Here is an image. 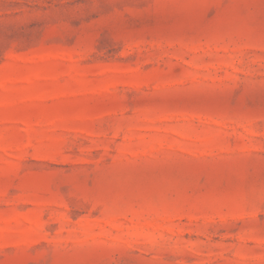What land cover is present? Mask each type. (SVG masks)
I'll return each mask as SVG.
<instances>
[{
	"label": "rangeland",
	"instance_id": "obj_1",
	"mask_svg": "<svg viewBox=\"0 0 264 264\" xmlns=\"http://www.w3.org/2000/svg\"><path fill=\"white\" fill-rule=\"evenodd\" d=\"M0 264H264V0H0Z\"/></svg>",
	"mask_w": 264,
	"mask_h": 264
}]
</instances>
